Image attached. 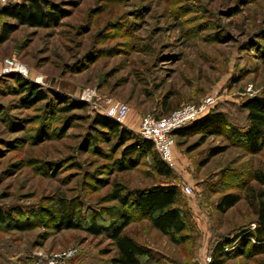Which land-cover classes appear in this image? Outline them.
<instances>
[{"label": "rangeland", "instance_id": "obj_1", "mask_svg": "<svg viewBox=\"0 0 264 264\" xmlns=\"http://www.w3.org/2000/svg\"><path fill=\"white\" fill-rule=\"evenodd\" d=\"M50 1L63 9L56 25H18L0 44V212L12 216L0 223V264H32L65 248H76L66 264H109L108 239L65 228L49 211L67 201L82 220L108 219L118 205L105 195L115 184L130 190L169 182L192 190L180 194L187 239L174 243L142 217L125 232L151 253L140 264H201L215 238H230L252 220L243 200L223 213L215 204L222 193L242 194L251 170L264 171V147L248 153L217 125L200 144L199 134L172 137L168 178L153 171L148 156L118 171L112 140L101 137L87 146L90 118L124 103L122 126L132 122L136 134L142 116L210 96L213 103L201 117L212 109L228 126H244L240 102L264 97V0ZM17 75L45 91L46 101L27 105ZM50 92L86 108L59 112L62 104ZM215 147L218 153L209 156ZM248 264H264V255Z\"/></svg>", "mask_w": 264, "mask_h": 264}, {"label": "trees", "instance_id": "obj_2", "mask_svg": "<svg viewBox=\"0 0 264 264\" xmlns=\"http://www.w3.org/2000/svg\"><path fill=\"white\" fill-rule=\"evenodd\" d=\"M62 15L61 6L50 0H7L0 6V17L9 19V21L1 20L0 22V44L8 39L10 33L18 25L49 28L56 25ZM15 78L17 92L27 105L46 101L47 94L38 85L19 75ZM50 93L62 104L58 108L59 112L67 113L71 110L86 108L84 102L67 101L61 95ZM239 106L245 112V125L240 128L228 126L223 114L212 112L211 109L203 117L172 131L171 135L179 138L199 134L198 144H200L206 133L217 128V125H225L248 153L256 154L264 147V97H245ZM153 116L160 117L159 115ZM89 127L91 136H88L87 146L101 137L112 140L110 150L112 154L118 152V156L113 158L118 171L129 169L136 158L148 156L155 173L164 178L171 176L170 168L159 159L150 140L141 138L132 130L98 113L92 114ZM218 151L219 148L215 147L208 155L213 156ZM181 193L177 185L171 182L155 183L142 189L130 190L115 184L105 195L107 201H114L118 205L113 206L112 213H110L113 215L108 219L102 218L98 221L97 218L90 216L82 220L79 209L74 210V207H69L67 201H63L55 210L49 212L65 228L80 227L92 236L102 235L108 239L111 247L108 251H112L109 264H140L142 258H151V253L145 246L128 235L125 228L133 219L142 217L152 229L166 235L170 241L183 243L187 239L186 231L189 226L187 212L180 197ZM240 200L244 201L245 206L251 212L252 220L230 238L228 235L215 238L211 244L206 264H248L251 258L264 255V171L262 169L251 170L249 182L243 187L242 194L222 193L215 204V209L223 213ZM44 211L37 212V214L42 215ZM11 219L10 212H0V223L8 224ZM237 240L238 243H236ZM234 243H236L234 248L229 250L228 247ZM237 256H241L243 260L227 263L229 259Z\"/></svg>", "mask_w": 264, "mask_h": 264}, {"label": "built area", "instance_id": "obj_3", "mask_svg": "<svg viewBox=\"0 0 264 264\" xmlns=\"http://www.w3.org/2000/svg\"><path fill=\"white\" fill-rule=\"evenodd\" d=\"M7 0H0V6ZM10 65L11 63H6ZM88 97V95H87ZM213 99L210 96L203 98L198 104L186 103L172 110L166 115L154 117L146 114L140 118L136 133L146 140H150L159 159L167 167L172 168V131L198 119L205 114L212 105ZM127 106L121 102H114L106 106L101 112L103 115L113 119L120 125H123L127 114ZM182 193L188 195L191 188L187 184L180 186ZM76 253V248H65L53 251L47 254L43 259L35 260L32 264H66ZM209 254L204 257L201 264H206Z\"/></svg>", "mask_w": 264, "mask_h": 264}, {"label": "crops", "instance_id": "obj_4", "mask_svg": "<svg viewBox=\"0 0 264 264\" xmlns=\"http://www.w3.org/2000/svg\"><path fill=\"white\" fill-rule=\"evenodd\" d=\"M14 1H19V0H14ZM126 126H127L128 129H133L134 130V128H132V122H130V121L127 122Z\"/></svg>", "mask_w": 264, "mask_h": 264}]
</instances>
